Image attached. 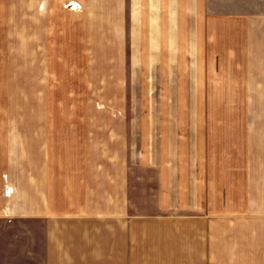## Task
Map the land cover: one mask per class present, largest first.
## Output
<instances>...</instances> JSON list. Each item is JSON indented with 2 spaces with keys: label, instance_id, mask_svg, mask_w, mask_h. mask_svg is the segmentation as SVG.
I'll return each mask as SVG.
<instances>
[{
  "label": "crops",
  "instance_id": "1",
  "mask_svg": "<svg viewBox=\"0 0 264 264\" xmlns=\"http://www.w3.org/2000/svg\"><path fill=\"white\" fill-rule=\"evenodd\" d=\"M160 10L0 0V264H162L182 237L209 262L215 221L235 262L264 254V0H185L186 97L146 116Z\"/></svg>",
  "mask_w": 264,
  "mask_h": 264
},
{
  "label": "rangeland",
  "instance_id": "2",
  "mask_svg": "<svg viewBox=\"0 0 264 264\" xmlns=\"http://www.w3.org/2000/svg\"><path fill=\"white\" fill-rule=\"evenodd\" d=\"M69 3V2H68ZM76 9H80V6L77 3ZM67 5V4H66ZM65 5V6H66ZM175 12L178 16H176L175 20L179 21L178 29L176 30V41L178 44L176 45V52L173 54V60L169 59V51H168V36H167V25H168V14L170 13L172 17V21L175 17ZM152 8L151 14V23H152V34H154L153 25H156V12L155 6ZM70 9L69 7H66ZM185 0H177L176 3L173 4L171 2L170 12L168 11V0H161V10H160V21L162 24V35H161V49L160 53L156 55V59L146 62L147 67L146 70H142V75L140 79H136L133 77L131 79V85H141L142 92L137 93L136 95H140L139 98H136L137 102H141L142 107V115L149 116L151 115V111H155L156 115L161 114V108L159 104H162V107L166 105L167 100H171V97L176 98L177 96L180 99H185L186 97V27H185ZM146 18L148 19V12L145 9ZM146 19V20H147ZM155 21V22H154ZM154 40L151 39V48L154 53ZM154 56V54H153ZM107 62H100L101 66H106ZM129 78V77H127ZM107 79V78H106ZM130 79V78H129ZM128 82V79H127ZM171 90L173 93H171ZM178 90V91H177ZM177 91V92H176ZM117 95V94H115ZM126 101H129L128 95L126 94ZM155 109V110H154ZM146 111V114H145ZM163 114L165 115L166 109H162ZM185 111V110H184ZM215 224H212V244H211V252H210V261L207 262V259L203 258V250L202 245H195L193 249H195V253L192 252V246L188 248L186 246V238L182 237L178 253H173L178 257V261H163L162 264H264V254L255 255L254 259H251V255L248 254L247 259L244 258L243 261L235 262L234 253H226L224 252L226 249V244L224 238L219 237L218 231H220L221 224L218 221H215ZM218 222V223H217ZM221 239V240H220ZM228 240V239H227ZM223 243V246L221 245ZM178 247V246H177ZM191 252H190V251ZM223 250V252H222ZM230 254V255H229ZM207 252L205 253V258L207 257ZM263 257V258H262ZM141 263V262H140ZM153 261L142 262L141 264H154ZM115 264V263H113ZM122 264V263H121Z\"/></svg>",
  "mask_w": 264,
  "mask_h": 264
},
{
  "label": "built area",
  "instance_id": "3",
  "mask_svg": "<svg viewBox=\"0 0 264 264\" xmlns=\"http://www.w3.org/2000/svg\"><path fill=\"white\" fill-rule=\"evenodd\" d=\"M66 7H69L70 9H76V4H74L73 2H69L67 3Z\"/></svg>",
  "mask_w": 264,
  "mask_h": 264
}]
</instances>
